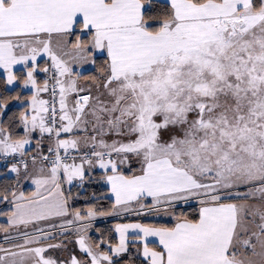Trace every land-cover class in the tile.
Instances as JSON below:
<instances>
[{
  "label": "snow or ice",
  "instance_id": "6c2138e0",
  "mask_svg": "<svg viewBox=\"0 0 264 264\" xmlns=\"http://www.w3.org/2000/svg\"><path fill=\"white\" fill-rule=\"evenodd\" d=\"M0 264H264V0H0Z\"/></svg>",
  "mask_w": 264,
  "mask_h": 264
}]
</instances>
